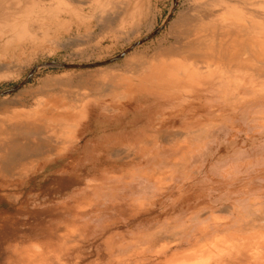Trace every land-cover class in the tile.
<instances>
[{
	"label": "rangeland",
	"instance_id": "rangeland-1",
	"mask_svg": "<svg viewBox=\"0 0 264 264\" xmlns=\"http://www.w3.org/2000/svg\"><path fill=\"white\" fill-rule=\"evenodd\" d=\"M222 1L0 0V264H210L186 255L264 228L263 49L222 22L264 9Z\"/></svg>",
	"mask_w": 264,
	"mask_h": 264
},
{
	"label": "bare ground",
	"instance_id": "bare-ground-1",
	"mask_svg": "<svg viewBox=\"0 0 264 264\" xmlns=\"http://www.w3.org/2000/svg\"><path fill=\"white\" fill-rule=\"evenodd\" d=\"M231 1L242 2L244 5L245 13L250 17H253V19H255L256 17L253 15V12H250L252 8L264 9V3L261 5L264 0H228V2ZM253 1L261 3L260 5H258ZM228 5L230 4L228 3ZM248 8L251 9L249 10ZM262 13L264 14V10L262 11ZM190 22L191 25L188 24L189 28L185 29L187 28L185 27V31L182 33L179 32L181 34L177 35V43H181V46L190 49H197L201 46H207V40H209L210 33H208L209 31L204 28L202 24L203 21L200 18H197L196 20L191 19ZM222 22L226 24L228 29L232 27L235 29V36L232 40L234 50L241 51L244 50L243 48L245 46H250L252 50L263 49L264 55V30H262L260 24H257L255 22L254 24H252L253 22H251L250 26L245 24L236 27L233 25H228V22L226 20H222ZM237 41H241L243 43H241V45L239 46L237 45ZM220 44H222L221 46H223V39ZM239 54L240 53H238V55ZM206 251L208 252V254H210L209 256L212 257V261L210 264H264V228L255 229L252 226L250 228L248 226V230L244 232V235L242 237L235 235L222 236L220 238L215 239L211 243H206L204 245L199 246L196 251L188 252L186 256L189 257L192 254H195L196 252L201 253ZM182 256L185 257V255Z\"/></svg>",
	"mask_w": 264,
	"mask_h": 264
},
{
	"label": "crops",
	"instance_id": "crops-1",
	"mask_svg": "<svg viewBox=\"0 0 264 264\" xmlns=\"http://www.w3.org/2000/svg\"><path fill=\"white\" fill-rule=\"evenodd\" d=\"M41 133L42 132H35V131H31L29 134H28V136L29 137H27V139L28 140H25V141H23L22 143V146L19 148V149H17V150H15L14 152H13V154H12V158H11V162L9 163L10 165L6 168L7 170H10L11 168H13V165H14V163H16L17 161H19L20 160V158H22V157H24V156H28V155H30V154H35V153H40V151H41V149L44 147V143L41 141V140H39L38 139V137H42V135H41ZM44 137V136H43ZM26 138V137H25ZM30 138V139H29ZM21 148H22V150H21ZM48 150L46 151V155H48ZM73 188V187H72ZM119 204V203H118ZM71 209H73V210H75L76 211V208L75 207H71ZM58 209L57 208H55V210L53 209V210H51L50 212H48V214L47 213H45V216H48V217H51V216H53L54 215V213L56 214V211H57ZM44 212H45V210H44ZM58 214V213H57ZM120 214V213H119ZM122 214V213H121ZM56 216H54V218H55ZM117 217V216H116ZM115 217V218H116ZM53 217H51V219H52ZM56 218H58V219H62L63 218V216H59V214H58V217H56ZM44 230H46V228H44ZM34 232H37V233H39L36 229H34ZM39 234H41V232L39 233Z\"/></svg>",
	"mask_w": 264,
	"mask_h": 264
},
{
	"label": "water",
	"instance_id": "water-1",
	"mask_svg": "<svg viewBox=\"0 0 264 264\" xmlns=\"http://www.w3.org/2000/svg\"><path fill=\"white\" fill-rule=\"evenodd\" d=\"M158 32V31H157ZM156 32V33H157ZM156 33L152 34L151 36H149L148 38L154 36ZM146 38V39H148ZM145 39V40H146ZM139 43L135 44L134 46H132L130 49L132 48H135ZM129 49V50H130ZM128 50V51H129ZM127 51V52H128ZM126 54V52H124L123 54H121L119 57L115 58V59H112V60H109V61H106V62H102V63H95V64H88V65H81V66H76V67H73V66H70V65H65V64H60V63H55V62H50V63H47V64H44V65H47V66H57V67H61V68H64V69H72V68H76V69H90V68H96V67H100V66H104V65H107V64H110L114 61H117L118 59H120L122 56H124ZM19 87L11 90L9 93L11 92H14L15 90H17Z\"/></svg>",
	"mask_w": 264,
	"mask_h": 264
}]
</instances>
